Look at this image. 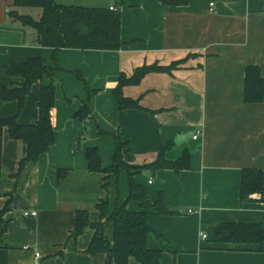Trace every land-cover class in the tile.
<instances>
[{"label": "crops", "instance_id": "1", "mask_svg": "<svg viewBox=\"0 0 264 264\" xmlns=\"http://www.w3.org/2000/svg\"><path fill=\"white\" fill-rule=\"evenodd\" d=\"M77 1L120 9L119 49L63 48L53 55L51 48L37 43L32 29L9 19L13 0H0V85L19 81L4 72L11 60L40 57L57 68L51 147L19 169L24 143L0 126V209L6 207L0 264L105 262V253L86 252L94 234L91 227L76 238L71 232L76 210H86L89 220L97 222L101 199L107 196L111 214L128 195L125 169L109 176L105 190L104 175L89 171L85 158L86 148L93 146L102 166H109L117 132L128 143L129 156L123 158L127 165L155 162L161 143L171 142L168 159L190 151L187 170L145 169L134 176L147 189L150 203L161 194L175 211L160 215L146 210L152 230L146 244L162 249L160 264H264V243L211 241L219 223H259L264 228L261 196L239 198L242 169L264 172V102L244 101L245 68L257 66L264 78V0H189L182 6H164L158 0ZM179 60L184 62L170 73L149 72L137 85L123 87V94L138 99L141 108H118L112 91L121 73L130 76L142 65ZM38 98L35 83L18 114L20 124L37 121ZM85 102L90 115L82 121L74 113ZM16 112L15 101L0 100V119ZM192 131L198 132L196 139L174 143L177 135ZM126 208L141 210L134 200ZM26 211L37 214L24 216ZM104 234L112 241L111 223ZM128 264L138 263L131 258Z\"/></svg>", "mask_w": 264, "mask_h": 264}, {"label": "trees", "instance_id": "2", "mask_svg": "<svg viewBox=\"0 0 264 264\" xmlns=\"http://www.w3.org/2000/svg\"><path fill=\"white\" fill-rule=\"evenodd\" d=\"M164 6H182L189 0H158ZM8 17L24 27L32 29L39 45L52 49L53 55L63 48L117 50L121 47L120 39V9L111 10L105 7H90L82 5L58 4L54 0H13ZM19 7L40 8L41 14L35 19L30 14L20 13ZM184 60L174 61L162 66L156 63L142 65L133 70L130 76L119 75L118 82L112 91L120 110L141 108L138 99L126 97L123 87L137 85L149 72L170 73ZM55 66L45 64L40 57H30L23 62L11 60L5 66L4 72L19 81L8 87L0 85V100L15 101L17 112L14 116L0 119V126L6 127L9 137L22 140L24 143V158L19 169L27 163L36 162L53 144L54 132L51 111L55 103L56 81ZM39 83V98L37 102L38 119L33 124H20L18 114L24 106L32 85ZM244 101L246 103L264 102V78L257 66L245 68ZM90 115L87 102L80 104L74 113L76 118L84 121ZM115 153L111 164L103 167L101 157L96 147L85 150L88 169L91 172L102 173V187L107 190L110 175L117 176L120 169L127 171L129 192L122 204H116L113 212H108V198L105 196L96 205L99 220L91 222L86 210H76L74 229L71 237L76 238L86 227L94 230L87 253L95 255L105 253L107 258L103 264H128L131 258L138 264H160L162 249H151L146 244V238L152 232L146 210L150 209L160 215L175 214L163 202L162 195L150 203L147 199V189L134 181V176L147 169L155 173L161 169L175 172L189 169L190 151L185 149L177 159H168L166 152L171 148V142L161 143L159 155L155 162L143 166H131L124 163L123 158L129 156L128 143L122 139L119 132L113 135ZM2 140L0 135V158ZM252 194L264 197V172L260 169L244 168L241 172L239 198L248 200ZM0 193V198H1ZM138 201L140 211H130L126 208L129 201ZM6 207L0 209V235L4 231L2 216ZM113 226V237L110 241L104 234L107 224ZM162 241V239H160ZM211 241L214 243L261 244L264 243V228L259 223L226 222L215 225Z\"/></svg>", "mask_w": 264, "mask_h": 264}, {"label": "rangeland", "instance_id": "3", "mask_svg": "<svg viewBox=\"0 0 264 264\" xmlns=\"http://www.w3.org/2000/svg\"><path fill=\"white\" fill-rule=\"evenodd\" d=\"M55 1V0H54ZM59 3L62 4H74V5H80V1L77 0H56ZM82 5V4H81ZM84 5V4H83ZM20 13L30 14L35 19H38L41 14L40 8H28V7H19Z\"/></svg>", "mask_w": 264, "mask_h": 264}, {"label": "built area", "instance_id": "4", "mask_svg": "<svg viewBox=\"0 0 264 264\" xmlns=\"http://www.w3.org/2000/svg\"><path fill=\"white\" fill-rule=\"evenodd\" d=\"M213 7H214V2H210V9L212 10ZM110 9L111 10H115L116 8L115 7H110ZM197 134H198V132H195V134L192 136V138L196 139L197 138ZM188 213L191 214V213H193V211L192 210H188ZM36 214H37V211H26V212L23 213L24 216H29V215L36 216ZM200 235H201L202 238H206L207 237V234L204 233V232H200ZM35 256L39 257V253H35Z\"/></svg>", "mask_w": 264, "mask_h": 264}, {"label": "water", "instance_id": "5", "mask_svg": "<svg viewBox=\"0 0 264 264\" xmlns=\"http://www.w3.org/2000/svg\"><path fill=\"white\" fill-rule=\"evenodd\" d=\"M195 134V132H189L186 134H182V135H177L174 139V143L175 144H180L184 141H187L189 138H191L193 135ZM262 201L264 202V197L262 198Z\"/></svg>", "mask_w": 264, "mask_h": 264}]
</instances>
